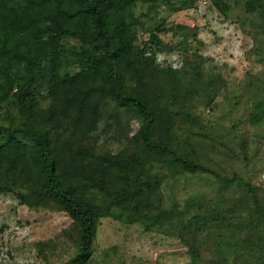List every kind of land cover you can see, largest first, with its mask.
Returning <instances> with one entry per match:
<instances>
[{
    "label": "trees",
    "instance_id": "16d2710c",
    "mask_svg": "<svg viewBox=\"0 0 264 264\" xmlns=\"http://www.w3.org/2000/svg\"><path fill=\"white\" fill-rule=\"evenodd\" d=\"M155 1L0 0V193L70 218L68 264H94L103 218L177 238L190 264H264V184L241 173L250 145L206 138L193 108L182 107L192 92L206 106L213 99L186 36L159 37L186 25L138 34L134 8ZM158 1L175 11L194 2ZM210 1L225 14L221 0ZM244 6L264 23V0ZM159 51L181 53V66L160 67ZM123 116L138 122L131 136ZM263 119L258 99L247 120ZM99 128L117 150L96 142ZM186 175L221 192L168 199L162 186Z\"/></svg>",
    "mask_w": 264,
    "mask_h": 264
},
{
    "label": "rangeland",
    "instance_id": "374dc122",
    "mask_svg": "<svg viewBox=\"0 0 264 264\" xmlns=\"http://www.w3.org/2000/svg\"><path fill=\"white\" fill-rule=\"evenodd\" d=\"M221 1L225 14L210 0H194L190 8L179 11L158 0L150 7L137 3L134 10L141 21L138 34L146 39L148 31L160 24L167 28L174 24L187 26L180 33H159V37L177 42L186 36L196 51L195 60L201 61L202 73L197 79L199 83L202 80V88L209 87L213 100L206 106L202 96L192 92L182 107L193 108L206 138L229 144L243 138L251 151L244 166L239 165L241 173L253 183L264 184V119L255 127L247 120L253 102L264 100V23L258 14L245 11V0ZM157 64L177 69L182 54L159 51ZM124 118L122 128L128 125L125 131L131 136L138 122ZM101 129L95 133L99 131L96 142L117 150L119 145L112 133ZM162 188L168 199L178 201L192 194L212 197L221 192L204 176L169 179ZM70 223L61 211L30 208L11 193H0V264H68L74 246L64 234ZM48 240L56 245L51 253L43 244ZM93 258L94 264H190L187 249L177 238L109 218L99 220Z\"/></svg>",
    "mask_w": 264,
    "mask_h": 264
},
{
    "label": "built area",
    "instance_id": "2783aa9c",
    "mask_svg": "<svg viewBox=\"0 0 264 264\" xmlns=\"http://www.w3.org/2000/svg\"><path fill=\"white\" fill-rule=\"evenodd\" d=\"M205 2V1H204Z\"/></svg>",
    "mask_w": 264,
    "mask_h": 264
}]
</instances>
